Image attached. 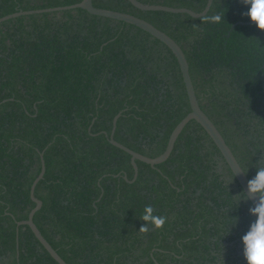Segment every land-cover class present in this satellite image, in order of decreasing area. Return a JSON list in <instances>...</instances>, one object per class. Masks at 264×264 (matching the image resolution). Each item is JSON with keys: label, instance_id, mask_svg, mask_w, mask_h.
I'll return each instance as SVG.
<instances>
[{"label": "trees", "instance_id": "1", "mask_svg": "<svg viewBox=\"0 0 264 264\" xmlns=\"http://www.w3.org/2000/svg\"><path fill=\"white\" fill-rule=\"evenodd\" d=\"M81 0H0V18ZM201 12L207 0H137ZM96 8L141 18L183 51L201 110L248 180L264 167V33L240 0H213L204 17L142 11L127 0ZM190 112L178 63L159 40L125 22L82 9L19 16L0 23V264H57L24 221L33 222L67 264H246L241 237L255 217L218 149L195 121L166 161L165 150ZM145 206L165 218L141 233ZM236 220L234 224L233 221Z\"/></svg>", "mask_w": 264, "mask_h": 264}, {"label": "water", "instance_id": "2", "mask_svg": "<svg viewBox=\"0 0 264 264\" xmlns=\"http://www.w3.org/2000/svg\"><path fill=\"white\" fill-rule=\"evenodd\" d=\"M212 1L213 0H207L206 5L203 8V10L201 12L196 13L186 8H172V7L162 6V5H149V4L140 3L137 0H127V2L130 3L133 7L139 10H142V11H162V12L175 13V14L182 13V14H187L192 18H201L205 16L210 9ZM70 9H82L91 15L105 17V18H109V19H113V20H117V21L125 22L127 24L134 25L140 28L141 30L147 32L148 34H150L151 36H153L160 42H162L171 51V53L173 54V56L175 57L178 63L179 71L182 77L186 96H187L188 103H189L190 112L174 127V129L172 130L168 138L165 150L163 151L161 155L155 158H149L139 153H136L126 148L122 144L116 142L113 138V133L115 130L117 118L119 117L120 114H118L113 120V128L108 137V141L113 146L123 150L128 155H130V164L134 172L133 180L136 179L137 172H138L136 161H141L152 167L166 161L173 149V146H174V143L177 137L182 132L186 124L193 120L196 123H198L202 127V129L206 132V134L210 137V139L212 140V142L218 149L219 153L221 154L222 158L224 159L226 165L230 169L235 180L241 187L243 193H246V185L248 182V178L245 174L240 173L242 168L240 164L238 163V161L236 160L235 156L233 155L231 149L226 144L224 138L222 137V135L220 134L216 126L213 124V122L201 110L198 100L195 95V90H194V87L191 81V77L189 74V67H188V63L185 58V55L183 51L181 50V48L178 46V44L168 35L158 30L157 28H155L153 25H151L147 21L141 18H138L136 16H133L127 13H121L117 11L96 8L93 6L92 0H81L79 3L69 5V6H63V7H54V8L30 10V11H18V12L1 17L0 23L16 18V17H19V16L57 12V11L70 10ZM236 25H252V24L250 22H246V23L238 22L232 25L230 30H232ZM40 161H41L40 162L41 164L40 172L30 187V199L34 203V207L30 210L27 216V219L24 221L17 222V225L27 226L32 232V234L34 235V237L36 238V240L39 242V244L44 248V250L49 254V256L57 264H67L57 254V252L50 246V244L45 240V238L42 236V234L40 233V231L38 230V228L33 222L34 214L42 206L41 201L38 200L34 195L35 186L38 183V181L43 178V175L45 172V164H44L42 155H41ZM248 200L251 203V205L254 206L255 200L254 199H248Z\"/></svg>", "mask_w": 264, "mask_h": 264}, {"label": "clouds", "instance_id": "3", "mask_svg": "<svg viewBox=\"0 0 264 264\" xmlns=\"http://www.w3.org/2000/svg\"><path fill=\"white\" fill-rule=\"evenodd\" d=\"M240 3L247 8L244 15L247 16L249 22L255 28L264 33V0H240ZM225 12H217L211 16L205 15L204 20L213 25L225 23ZM241 174L247 172L242 171ZM237 201L241 199L247 201L254 199V206L249 208V215L255 217L254 222L249 226L248 231L241 237L243 245V258L246 264H264V167L255 169V176L248 180L246 185V193H240L236 197ZM144 224L139 231L146 233L148 225L151 224L154 228L163 227L165 218L159 215H154L151 206H145L141 215ZM236 223V220L233 221ZM218 264H224L222 253L219 257Z\"/></svg>", "mask_w": 264, "mask_h": 264}]
</instances>
